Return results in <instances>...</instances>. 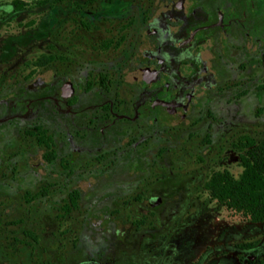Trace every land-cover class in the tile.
Returning <instances> with one entry per match:
<instances>
[{"label":"rangeland","instance_id":"obj_1","mask_svg":"<svg viewBox=\"0 0 264 264\" xmlns=\"http://www.w3.org/2000/svg\"><path fill=\"white\" fill-rule=\"evenodd\" d=\"M22 1L17 9L12 0H0V106L20 93H35L36 80L55 77L69 80L81 97H95L106 74L107 96L126 94L130 69L151 46L147 23L170 0ZM197 1L205 0H183L185 10ZM254 43L247 41L243 50L232 47L233 59L225 58L221 75L234 85L211 98L214 118L195 117L189 125L187 117L163 120L164 132L152 139L157 152H151L144 168L149 176L129 169L131 180L122 187L131 195L125 199L97 201L91 194L96 183L116 182L121 170L113 176L96 164L93 153L64 147L48 161L45 147L24 132L32 124L0 122V264L89 259L104 264H264V220L252 222L225 208L203 185L214 170L239 175V151L233 146L239 135L264 139V57ZM49 54L52 61L35 65L39 56ZM239 62L242 67L236 66ZM55 122L63 130V120ZM158 177L179 194V210L171 218L148 213L141 199ZM71 188L85 193L62 215ZM168 248L171 254L166 255Z\"/></svg>","mask_w":264,"mask_h":264},{"label":"flooded vegetation","instance_id":"obj_2","mask_svg":"<svg viewBox=\"0 0 264 264\" xmlns=\"http://www.w3.org/2000/svg\"><path fill=\"white\" fill-rule=\"evenodd\" d=\"M147 34L152 38L151 46L143 50V59L130 69L132 82L127 84L126 94L115 91L113 96H107L108 80L101 83L97 96L81 97L69 80L55 77L50 82L36 80L32 89L35 93H20L0 106V122L19 120L32 124L37 134L39 127L47 129L56 152L52 160L64 147L65 151L93 153L96 164L108 167L113 176L121 170L118 182L94 185L97 187L91 194L97 201L131 195L122 187L131 180L126 174L136 168L144 172L151 152L156 150L152 139L164 132L166 117L181 118L180 121L187 117L188 125L195 117L202 121L215 117L211 98L225 94L234 85L221 75L227 66L225 58L233 59L231 48L243 50L247 41L255 42L264 57V0L197 1L187 10L183 0H170L148 21ZM220 37L216 45L215 39ZM207 41L208 48L204 45ZM236 66L243 65L239 62ZM57 117L63 120V130L56 127ZM27 129L30 128L24 132ZM144 173L145 178L149 176ZM161 179L155 178L146 186L141 199L146 200L148 213L171 218L179 210V194ZM72 189L78 190L79 198L85 193L71 188L66 198ZM168 250L166 255L171 254Z\"/></svg>","mask_w":264,"mask_h":264},{"label":"trees","instance_id":"obj_3","mask_svg":"<svg viewBox=\"0 0 264 264\" xmlns=\"http://www.w3.org/2000/svg\"><path fill=\"white\" fill-rule=\"evenodd\" d=\"M12 3L17 9L24 4L22 0H12ZM53 58L51 54L41 55L35 61V65H45ZM106 76V74L101 75L102 84ZM46 130L39 127L37 134L30 128L25 133L36 137L37 142L44 145L46 149L44 158L49 161L56 156V152L51 147ZM233 146L239 151V163L242 168L239 175L235 177L227 169L214 170L204 181V188L212 199L225 208L243 213L252 222H261L264 220V139L256 141L248 134H241ZM78 199V190L72 189L61 206L62 215L69 213L71 208L76 206ZM248 262L250 263L251 260L249 259Z\"/></svg>","mask_w":264,"mask_h":264},{"label":"water","instance_id":"obj_4","mask_svg":"<svg viewBox=\"0 0 264 264\" xmlns=\"http://www.w3.org/2000/svg\"><path fill=\"white\" fill-rule=\"evenodd\" d=\"M66 84H71V83L67 81ZM80 264H104V263L99 262L98 260L95 259H89V260L80 261Z\"/></svg>","mask_w":264,"mask_h":264}]
</instances>
